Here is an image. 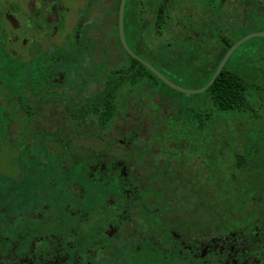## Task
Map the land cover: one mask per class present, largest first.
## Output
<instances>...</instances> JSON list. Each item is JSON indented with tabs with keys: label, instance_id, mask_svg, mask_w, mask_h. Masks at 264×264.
<instances>
[{
	"label": "trees",
	"instance_id": "16d2710c",
	"mask_svg": "<svg viewBox=\"0 0 264 264\" xmlns=\"http://www.w3.org/2000/svg\"><path fill=\"white\" fill-rule=\"evenodd\" d=\"M133 1L143 7L138 10V18L149 16L144 24L153 25L155 31L168 26L172 16L169 11L171 0L160 3L158 0ZM224 2H230L233 11H237L240 29L246 27L255 15L264 17V0ZM119 4L120 1L117 7ZM133 23L137 29L141 25L136 17H133ZM214 30L217 40L211 43L217 47L205 49L212 59L195 72L197 76H205L203 87L210 82L231 46L246 35L230 41L225 29L214 27ZM211 33L214 38L215 33ZM251 42H257L255 59L236 62L232 59L233 54L220 76L205 92L213 112L200 105L191 112L170 107L168 98L162 93L165 89L180 92L168 87L125 51L118 29L113 35L110 50L106 52L110 65L95 60L87 39L73 40L72 47L41 53L29 62H0V142L11 143L18 135L27 138L23 149L30 151L28 136L34 139L42 136L44 140L57 138L40 126L32 127L41 109L47 105L56 106L62 100L65 108L82 107L81 114L68 110L70 121L64 118L61 137L70 136L72 123L79 122L76 125L80 128L85 116L91 115L97 130L88 131V135L98 140L104 132L106 138H144L147 141L131 152L143 157L138 164L147 173L137 186L138 197L147 208L141 217L172 218L178 208L177 203L188 199L192 204L189 219L192 220L193 238L209 249L204 259L206 264H228V261L230 264L235 261L236 254H239L237 261L264 264V137L259 136L256 142L249 141L242 135L244 127L241 124V118H249L260 132H264V115L255 111L264 108V64L260 62L263 58L259 59L256 54V51L264 53V38H255ZM120 48L123 54L118 52ZM151 58L154 63L160 62L156 56ZM167 67L171 66H164ZM84 77L95 79L96 86L93 83L89 85L88 80L80 82ZM73 80L75 83L68 85ZM85 92L91 94L86 98L82 95L81 99L80 94ZM77 99H81L79 104L75 103ZM14 126L16 135L13 138L11 129ZM173 138L185 140L188 147H192L193 154L194 168L185 178L188 189L180 199L172 191L178 172L172 168L170 158L160 162L154 158L156 141L163 149L161 155H170V145L165 141ZM41 142L42 150L47 152L48 163L53 166L60 165L57 162L59 156L72 152V147H64L62 151L61 148H46ZM32 146L37 149L38 144L33 142ZM96 154L114 152L100 151ZM72 164L64 163L65 170H72ZM115 181L116 178L112 187L98 184L95 191L96 213L104 218L106 205L115 206L114 198L119 204L121 200L124 203L128 195ZM110 197L111 201H107ZM219 244L224 247V253L215 249Z\"/></svg>",
	"mask_w": 264,
	"mask_h": 264
},
{
	"label": "flooded vegetation",
	"instance_id": "af4514ba",
	"mask_svg": "<svg viewBox=\"0 0 264 264\" xmlns=\"http://www.w3.org/2000/svg\"><path fill=\"white\" fill-rule=\"evenodd\" d=\"M121 1L0 0V62H29L41 53L70 48L73 40L87 39L95 60L110 65L106 52L117 29L119 33ZM139 18L146 23L149 16ZM163 30L172 33L177 27L168 25ZM161 31L156 28L157 35H162ZM208 44L198 41L194 45L202 49L217 47ZM84 80L96 86L95 79L84 77L80 82ZM91 92L80 94L81 99ZM63 103L41 109L32 125L57 137L42 140L46 148L64 151V147H72L70 154L58 157L60 165H50L48 159L37 162L47 171L41 177L36 171L32 174L38 176L37 181L43 178L42 186L33 188V192L18 193L17 186L22 182L17 181L14 170L16 156L11 160L13 170L0 171V264H206L209 249L193 238L189 219L192 204L188 199L177 203L172 218L141 217L147 208L138 197L137 186L147 173L138 164L143 157L131 152L147 141L106 138L104 132L98 140L88 135V131L97 130L91 115L85 116L80 128L79 122L72 123L70 136L61 137L64 118L70 121L68 110L78 114L83 111L79 106L65 108ZM11 132L14 138L15 126ZM29 141L28 146H32ZM165 142L171 154L161 155L163 149L156 141L154 158L158 162L170 158L172 168L178 172L172 191L180 199L188 189L185 178L194 168L192 147L183 139ZM100 151L114 154H96ZM64 163H73V169L65 170ZM114 178L128 195L124 203L114 198L115 206L106 205L104 218L96 213L95 191L98 184L112 187ZM216 247L224 253L222 244ZM237 256L230 264H247L237 261Z\"/></svg>",
	"mask_w": 264,
	"mask_h": 264
},
{
	"label": "rangeland",
	"instance_id": "374dc122",
	"mask_svg": "<svg viewBox=\"0 0 264 264\" xmlns=\"http://www.w3.org/2000/svg\"><path fill=\"white\" fill-rule=\"evenodd\" d=\"M171 14L168 25L176 26V32H169L162 30V35H157L153 25L144 24L143 18H138L136 15H140L138 10H142V6H137L133 0L127 1L126 15V38L133 51H136L143 60L152 62L156 65L157 69H160L168 79L179 87L187 90H199L203 88L205 83V76H197L195 72L198 69L203 68V65L207 64L212 57L207 54L208 50L201 47L195 48V43L198 41H205L211 43L217 40V34L214 27L225 29L228 33L229 40L235 41L239 37L258 32H264V17L255 15L248 22V25L243 29H240L238 23V14L233 11L231 3H225L224 0H171ZM133 17H136L138 23L141 25L137 29L133 23ZM185 27V28H183ZM182 28V29H181ZM187 28V29H186ZM199 33H195V32ZM215 33V37L212 38V33ZM193 33H195L193 35ZM117 35V34H116ZM115 35V36H116ZM244 36V37H245ZM253 40V39H252ZM253 42V41H252ZM251 40L240 47L234 54L233 60L236 62H242L244 60L255 59L254 47L257 42L252 43ZM123 54L122 49L118 50ZM258 58L263 60L260 62L264 64V53L256 51ZM152 56H156V60L160 62L154 63ZM170 65V68H164V66ZM75 80L68 82V85L75 83ZM169 100L170 107L189 112L193 111L198 105L203 109L214 111L209 98L204 93L197 95H188L185 93H176L169 89H165L164 93ZM259 115H264L263 110L255 109ZM215 117V116H213ZM264 120V117H263ZM241 124L243 125V136L253 141H259L261 135L264 137V132L259 131V127L255 126L254 121L249 118H241ZM230 126V124H226ZM233 134V131L230 132ZM28 136V135H27ZM260 136V137H259ZM31 139V143L38 144L35 149L30 146V151H25L27 138L18 137L17 143H8L5 141L0 142V171L9 172L13 170L11 168V160L16 156L15 171L17 174V181L22 183L17 186L18 193L33 192V188L41 187L43 178L37 181L36 178L44 176L47 171L40 166L37 162L47 160V152L43 151L41 141L43 137L34 139L32 136H28ZM243 140L241 138V144ZM11 145L13 148H11ZM16 147V148H15ZM46 163H48L46 161ZM38 174L36 177H32V174ZM50 181V179H48Z\"/></svg>",
	"mask_w": 264,
	"mask_h": 264
},
{
	"label": "water",
	"instance_id": "95a60500",
	"mask_svg": "<svg viewBox=\"0 0 264 264\" xmlns=\"http://www.w3.org/2000/svg\"><path fill=\"white\" fill-rule=\"evenodd\" d=\"M128 0H122L119 10V36L121 43L125 49V51L134 59L138 60L141 64H143L147 69H149L153 74H155L164 84H166L168 87H170L173 90H176L181 93H185L188 95H197L206 92L216 81V79L220 76L221 72L225 68L227 62L233 55V53L242 45L247 43L248 41L255 39V38H264V32H258L249 34L245 37H243L241 40L236 42L231 46V48L228 50V52L223 57L221 63L219 64L214 76L210 80V82L204 86L203 88L199 90H187L182 87L177 86L173 82H171L168 78H166L158 69H156L153 65H151L149 62L143 60L141 57L136 55L131 48L128 45L126 34H125V13H126V5Z\"/></svg>",
	"mask_w": 264,
	"mask_h": 264
}]
</instances>
